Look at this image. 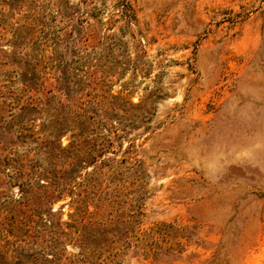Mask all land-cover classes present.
<instances>
[{"label":"rangeland","instance_id":"rangeland-1","mask_svg":"<svg viewBox=\"0 0 264 264\" xmlns=\"http://www.w3.org/2000/svg\"><path fill=\"white\" fill-rule=\"evenodd\" d=\"M13 52L35 54L51 80L65 63L73 93L104 96L101 118L113 109L84 140L88 150L106 137L102 158L118 171L101 213L120 246L111 264H264V0H0V87L22 85ZM101 70L103 81L88 80ZM125 99L139 105L133 125ZM8 100L0 96V264H29L48 222L27 216L9 173L42 157L52 111ZM99 163L73 175H97ZM69 199L52 203L63 220Z\"/></svg>","mask_w":264,"mask_h":264},{"label":"trees","instance_id":"trees-1","mask_svg":"<svg viewBox=\"0 0 264 264\" xmlns=\"http://www.w3.org/2000/svg\"><path fill=\"white\" fill-rule=\"evenodd\" d=\"M19 38V34L15 32L12 39L15 46L18 45ZM27 54L29 56L17 60L15 52L10 56V62L18 65V70L14 71H17L15 73L22 85L18 89L12 88L8 78L3 79V88L0 87L2 101L9 99L8 102L16 103L15 106L20 110H40L47 107L48 113L52 111V127L43 139L37 141L39 151L42 149V157L36 155V161L30 164L18 160L9 173L10 179L18 182L20 202L27 208V216L32 217L31 221L34 222H48V238L41 242L40 248L32 256H27V263L111 264L120 246L116 243L117 238L111 227L113 222L101 217V213L108 203L105 199H110V182L118 171L116 163L102 158L108 142L106 137L102 138L99 147L88 150L84 149V140L87 130L100 128L105 123L102 120L104 117L112 119L115 114L112 109L110 112H103L101 118L98 109L102 107L104 96L85 99L72 92L69 82L71 75L65 63L57 68L58 72L52 75L51 80V76L39 72L37 61L32 59L36 57L35 54ZM107 73L110 74L109 70H101V74L89 72L88 80L103 81ZM8 76L9 73H5V77ZM54 99L57 104L52 106ZM125 100L127 106L121 103V109L129 124L133 125L137 118L132 108L139 105L129 99ZM66 131H70V139L63 145L59 138ZM98 160L100 163L97 165V175L96 170L93 173L86 171L85 176L76 180L73 173L77 168ZM105 174L108 176L104 179ZM65 195L70 196L66 203L73 210L63 220V204L54 209L52 203ZM67 241L75 245L77 251H68L65 244Z\"/></svg>","mask_w":264,"mask_h":264}]
</instances>
